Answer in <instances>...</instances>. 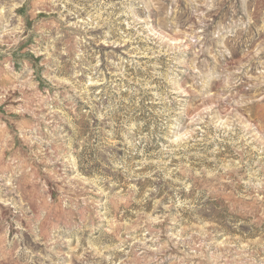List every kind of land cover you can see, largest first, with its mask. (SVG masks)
Here are the masks:
<instances>
[{
  "label": "rangeland",
  "instance_id": "obj_1",
  "mask_svg": "<svg viewBox=\"0 0 264 264\" xmlns=\"http://www.w3.org/2000/svg\"><path fill=\"white\" fill-rule=\"evenodd\" d=\"M0 264H264V0H0Z\"/></svg>",
  "mask_w": 264,
  "mask_h": 264
}]
</instances>
